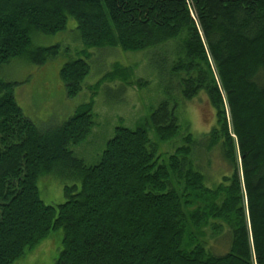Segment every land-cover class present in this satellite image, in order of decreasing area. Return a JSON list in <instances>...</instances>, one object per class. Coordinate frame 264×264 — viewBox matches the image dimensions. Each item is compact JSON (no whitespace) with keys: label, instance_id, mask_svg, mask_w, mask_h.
I'll list each match as a JSON object with an SVG mask.
<instances>
[{"label":"trees","instance_id":"trees-1","mask_svg":"<svg viewBox=\"0 0 264 264\" xmlns=\"http://www.w3.org/2000/svg\"><path fill=\"white\" fill-rule=\"evenodd\" d=\"M70 17L84 49L60 70L68 97L83 89L90 48L152 50L161 67L173 57L183 98L204 92L214 106L205 139L221 147L232 174L206 185L175 99L154 108L148 128L118 127L99 161L87 163L71 145L93 130L94 95L64 122L41 127L19 105L18 82L0 77V264L58 230L54 264H264V0H0V72L15 60L40 67L60 56L59 44L33 39L64 31ZM151 131L183 142L162 159ZM54 172L81 185L47 204L38 180ZM225 224L230 247L216 254L210 239Z\"/></svg>","mask_w":264,"mask_h":264},{"label":"rangeland","instance_id":"rangeland-1","mask_svg":"<svg viewBox=\"0 0 264 264\" xmlns=\"http://www.w3.org/2000/svg\"><path fill=\"white\" fill-rule=\"evenodd\" d=\"M33 42L34 45L46 46L59 44L61 54L40 67L27 61L15 60L9 67L2 69L0 77L18 82L15 94L19 105L41 127L64 122L79 105L88 102L94 95L96 122L93 130L84 142L71 145L75 154L87 163L99 161L107 141L114 136L118 127H150V115L154 108L164 99L172 98L178 102L182 132L189 129L197 140L198 154L194 161L205 174L206 185L215 188L224 182V176L232 174V166L224 158L221 147L211 148L205 139L206 134L216 125L214 106L204 92L192 99L183 98L178 88L179 77L170 73L169 66L173 57L165 69L158 64L160 61L155 59L156 54L152 59V50L90 48L87 50L90 54L87 60L90 72L85 78L82 91L71 98L66 95L60 70L84 49L77 31V21L70 17L67 29L52 35H36ZM126 71L129 72L128 80H124L121 74L123 72L124 75ZM109 74L110 78L99 85L100 80ZM113 74L115 77L112 79ZM150 137L152 143L158 145L162 159L173 153L183 142L182 135L168 142H160L153 131ZM237 164L242 179L241 156L238 152ZM74 184L81 185L80 181L60 172L42 175L38 180L40 197L47 204L63 203L66 201L65 186ZM60 231L52 232L49 238L27 250L13 264H54L62 250ZM208 234L210 237L212 231L208 230ZM230 236L229 226L225 224L221 234L210 239L212 251L216 254L226 252L230 247Z\"/></svg>","mask_w":264,"mask_h":264}]
</instances>
